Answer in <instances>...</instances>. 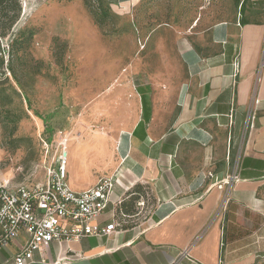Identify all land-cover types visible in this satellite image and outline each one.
Returning <instances> with one entry per match:
<instances>
[{"label": "crops", "instance_id": "crops-1", "mask_svg": "<svg viewBox=\"0 0 264 264\" xmlns=\"http://www.w3.org/2000/svg\"><path fill=\"white\" fill-rule=\"evenodd\" d=\"M240 18L209 29L207 53L185 49L176 87L150 95L129 84L116 144L68 155L73 191L117 175L114 201L141 183L154 203L130 229L70 241L60 254L52 243V264H264V21ZM16 250H2L0 264Z\"/></svg>", "mask_w": 264, "mask_h": 264}, {"label": "rangeland", "instance_id": "rangeland-1", "mask_svg": "<svg viewBox=\"0 0 264 264\" xmlns=\"http://www.w3.org/2000/svg\"><path fill=\"white\" fill-rule=\"evenodd\" d=\"M246 12L264 21V0ZM239 16L235 0H22L0 38V184L44 180L49 135L68 155L116 144L129 84L150 95L176 87L187 77L185 49L207 53L209 29Z\"/></svg>", "mask_w": 264, "mask_h": 264}, {"label": "built area", "instance_id": "built-area-1", "mask_svg": "<svg viewBox=\"0 0 264 264\" xmlns=\"http://www.w3.org/2000/svg\"><path fill=\"white\" fill-rule=\"evenodd\" d=\"M65 142L43 141L44 180L16 187L0 184V252L11 245L17 246L11 264H46V251L52 243L60 247V254L70 241L103 237L122 230L115 214L122 198L113 200L117 175L103 176L89 189L73 191L67 182ZM111 205H114L112 217L108 222L102 220ZM138 205L140 214L148 207L143 198ZM221 236V248H224L225 227ZM187 255L188 250L183 256Z\"/></svg>", "mask_w": 264, "mask_h": 264}, {"label": "trees", "instance_id": "trees-1", "mask_svg": "<svg viewBox=\"0 0 264 264\" xmlns=\"http://www.w3.org/2000/svg\"><path fill=\"white\" fill-rule=\"evenodd\" d=\"M88 2V0H85ZM104 1V0H99ZM249 0H235L236 6L240 8V19L241 23L247 24L251 22H257L255 20H251L249 17L245 15L246 12V5ZM103 3V2H102ZM104 12H101L103 15L107 13V9L103 8ZM0 12L2 13V17H5L4 28L0 31V38L1 36L6 35V30L11 28L16 21L18 20L21 12H22V0H0ZM104 14V15H105ZM103 15V16H104ZM98 23H103V17H100L98 14L96 18ZM1 52V51H0ZM3 61H1L2 63ZM4 80H0V84L3 83ZM2 90H0L1 94ZM46 140L54 144L57 140L52 138L50 135L47 136ZM1 192V188H0ZM151 189L141 183H137L134 186L130 187L125 194L123 195L122 199L117 203L115 214L120 223V228L127 230L136 225L137 217L140 214V207L138 205L139 201L143 198L148 204H153V195L151 193Z\"/></svg>", "mask_w": 264, "mask_h": 264}]
</instances>
